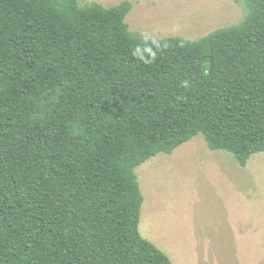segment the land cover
Instances as JSON below:
<instances>
[{"label":"trees","instance_id":"16d2710c","mask_svg":"<svg viewBox=\"0 0 264 264\" xmlns=\"http://www.w3.org/2000/svg\"><path fill=\"white\" fill-rule=\"evenodd\" d=\"M191 41L132 4L0 0V264H174L140 232L137 168L202 135L264 153V0Z\"/></svg>","mask_w":264,"mask_h":264},{"label":"rangeland","instance_id":"374dc122","mask_svg":"<svg viewBox=\"0 0 264 264\" xmlns=\"http://www.w3.org/2000/svg\"><path fill=\"white\" fill-rule=\"evenodd\" d=\"M132 4L130 30L161 40H199L239 24L238 0H79ZM144 195L142 236L174 264H264V153L243 167L202 135L136 170Z\"/></svg>","mask_w":264,"mask_h":264}]
</instances>
